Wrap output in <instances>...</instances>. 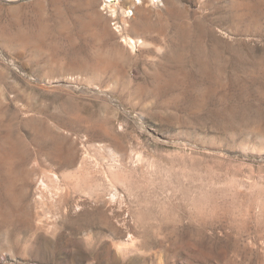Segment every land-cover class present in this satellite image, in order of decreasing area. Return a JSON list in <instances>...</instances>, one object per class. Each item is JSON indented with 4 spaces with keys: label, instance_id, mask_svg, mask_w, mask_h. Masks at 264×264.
<instances>
[{
    "label": "rangeland",
    "instance_id": "1",
    "mask_svg": "<svg viewBox=\"0 0 264 264\" xmlns=\"http://www.w3.org/2000/svg\"><path fill=\"white\" fill-rule=\"evenodd\" d=\"M86 1L0 0V264H264V0Z\"/></svg>",
    "mask_w": 264,
    "mask_h": 264
},
{
    "label": "bare ground",
    "instance_id": "2",
    "mask_svg": "<svg viewBox=\"0 0 264 264\" xmlns=\"http://www.w3.org/2000/svg\"><path fill=\"white\" fill-rule=\"evenodd\" d=\"M97 1L99 0H87L86 2L88 5L94 6V4ZM100 1L101 3H103V7L101 9H106L107 12L110 13V19L113 18V20H116L114 24H118L116 26V28L118 29L113 28L115 25L112 27L111 24H105L103 26L102 33L99 34V36L103 35L105 37L109 36L111 38V36L114 34L119 35V38H121V40L118 41V51L124 56H131V51L128 47L129 45H132V47H136V48L137 47L144 48L143 51H148V52L152 51L151 46H153V43L152 41H150V39L151 38L154 39V37H153L152 26L150 24L149 19L151 17V13L153 12L154 8H159V6L161 7V5L162 6L164 5V3H162V0H156V1L155 0H100ZM175 1L177 2L179 0H175ZM95 12H96L95 19L100 20L103 16L102 12L99 10ZM116 31H118V33ZM12 39L16 40L18 39V36L13 37ZM98 60H100V58ZM76 66H78V64H76ZM107 66L108 65H106L105 67Z\"/></svg>",
    "mask_w": 264,
    "mask_h": 264
}]
</instances>
